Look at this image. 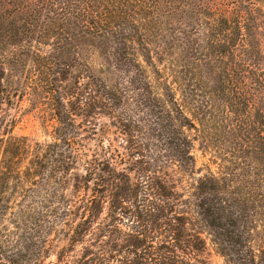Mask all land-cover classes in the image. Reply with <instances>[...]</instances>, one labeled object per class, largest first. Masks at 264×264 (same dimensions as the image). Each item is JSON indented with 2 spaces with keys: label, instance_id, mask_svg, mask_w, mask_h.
<instances>
[{
  "label": "trees",
  "instance_id": "1",
  "mask_svg": "<svg viewBox=\"0 0 264 264\" xmlns=\"http://www.w3.org/2000/svg\"><path fill=\"white\" fill-rule=\"evenodd\" d=\"M216 1L0 0V39L52 42L50 75L72 80L57 138L34 157L42 201L20 209L22 251L7 244L0 264H44L51 250L62 264H204L190 207L224 264H264V18L260 0ZM152 54L173 59L175 75H200L191 80L203 95L191 93L219 103L224 121L242 105L251 128L255 114L259 168L237 183L193 179L185 198L175 184L193 175L194 125Z\"/></svg>",
  "mask_w": 264,
  "mask_h": 264
},
{
  "label": "rangeland",
  "instance_id": "2",
  "mask_svg": "<svg viewBox=\"0 0 264 264\" xmlns=\"http://www.w3.org/2000/svg\"><path fill=\"white\" fill-rule=\"evenodd\" d=\"M214 3L221 10L228 7L226 2L217 0ZM259 7L264 18V0H260ZM13 40L15 44H6L0 39V62L4 71V75H0V251L7 244H12L13 250L21 252L22 248L18 249L17 246L22 238L18 228L20 209L33 208L42 201L33 195L38 188L36 176L39 173L34 166V157L39 147L46 151L44 147L54 143L57 138L55 111L62 110L60 102L66 106V89L72 80L71 75H50L51 70L58 71L52 65L53 61L48 59L52 42L39 44L36 39L24 40L20 35ZM261 51L264 54V40L261 41ZM152 59L155 69L161 71L172 86L177 104L194 125V129L186 132L192 142L193 175L188 173L175 184L179 191L184 190L185 198H190L193 179L212 175L215 178L235 179L237 183L248 164L259 168L261 155L255 114L251 113V128L242 126L244 116L241 111L245 109L242 105L237 106L238 110L230 109L233 115L224 121L223 110L217 106L219 103L212 105L206 97H194L191 93L195 90L196 95H203L202 91H197L196 82L191 80L192 76L200 80V75L185 77L186 72L175 75L167 70L173 59L162 57L160 60L155 54H152ZM173 70L179 72L178 68ZM154 75L155 70L150 66V81H154ZM75 76L81 82V75ZM202 77L201 82H206L207 77ZM188 89L189 94L185 97ZM56 92L59 93L58 97ZM22 188L26 191L22 192ZM186 212L191 222L195 221L191 228L199 233L205 243L204 251L198 253L199 259L204 264H224L212 245L210 231L199 221L192 207ZM31 234L32 230L29 229L27 235ZM0 259L6 261L4 257ZM33 259L22 264H33ZM43 261L44 264H62L57 262L56 251L53 250L44 256Z\"/></svg>",
  "mask_w": 264,
  "mask_h": 264
}]
</instances>
